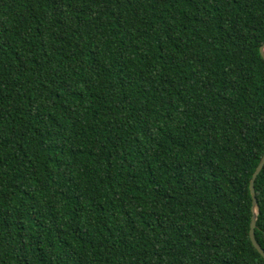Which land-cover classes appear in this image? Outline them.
I'll return each instance as SVG.
<instances>
[{
	"label": "trees",
	"instance_id": "trees-1",
	"mask_svg": "<svg viewBox=\"0 0 264 264\" xmlns=\"http://www.w3.org/2000/svg\"><path fill=\"white\" fill-rule=\"evenodd\" d=\"M263 45L264 0H0V264H264Z\"/></svg>",
	"mask_w": 264,
	"mask_h": 264
},
{
	"label": "water",
	"instance_id": "water-1",
	"mask_svg": "<svg viewBox=\"0 0 264 264\" xmlns=\"http://www.w3.org/2000/svg\"><path fill=\"white\" fill-rule=\"evenodd\" d=\"M260 54H261V57L264 59V45L260 48ZM263 168H264V153H263V156L258 166L256 167L252 175V178L250 180V185H249L250 194L252 197V208H251L252 219L250 223V234H249L250 241L253 247L257 250V252L264 258V250L261 248V246L258 244L255 238V229H256L258 215H259V206H258V202L256 198V192H255V181Z\"/></svg>",
	"mask_w": 264,
	"mask_h": 264
}]
</instances>
